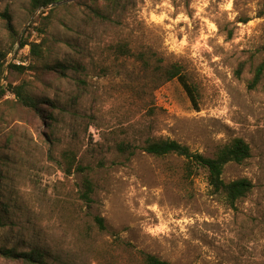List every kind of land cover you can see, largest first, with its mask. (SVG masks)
<instances>
[{
	"label": "rangeland",
	"instance_id": "obj_1",
	"mask_svg": "<svg viewBox=\"0 0 264 264\" xmlns=\"http://www.w3.org/2000/svg\"><path fill=\"white\" fill-rule=\"evenodd\" d=\"M75 1L51 6L47 33V61L86 65L64 78L11 71L28 48L12 46L0 17V50L9 52L3 87L24 83L58 107L48 127L10 93L0 97V157L11 159L0 246L32 237L53 259L76 264H135L138 251L170 264H264V78L247 87L264 59V0H116L107 21ZM51 7L31 15L30 0H0V14L9 13L20 35ZM117 43L150 51L164 66L181 65L197 109L177 80L143 94L139 64L107 51ZM236 138L249 145L250 158L228 164L222 178H245L253 187L233 207L210 194L203 172L188 179L182 158L136 150L128 159L116 151L121 142L162 139L210 157ZM77 164L92 170L91 206L79 200L84 174ZM96 215L132 248L117 249L94 225Z\"/></svg>",
	"mask_w": 264,
	"mask_h": 264
},
{
	"label": "trees",
	"instance_id": "obj_2",
	"mask_svg": "<svg viewBox=\"0 0 264 264\" xmlns=\"http://www.w3.org/2000/svg\"><path fill=\"white\" fill-rule=\"evenodd\" d=\"M67 0H30L31 15L42 8L53 7L60 2ZM80 7L87 8L90 15L94 19L100 21H107L108 14L118 9L116 0H77L74 2ZM68 5V4H67ZM63 5V7L67 6ZM50 8L43 11L32 22V25L26 30V34L20 35L12 22L11 16L7 11L0 14V17L5 23V28L8 38L12 46H16L18 39L19 51L28 48L27 59L20 64H9V69L18 75L26 72L33 73L34 76L42 79L44 76H55L57 78H64L70 70L80 71L86 70L84 62L75 58L72 65H67L62 62H49L45 57V53H49V43L47 38L49 20L57 8ZM264 11V7L262 12ZM35 32L40 39L30 40L31 33ZM115 57H123L132 60L139 64L141 71L144 73L143 84L141 92L146 94L152 93L154 90L160 88L164 83L177 80L185 91L187 97L192 103L193 107L197 109V94L195 88L190 84L187 76L184 74L182 66L174 63L170 65H162L161 59H156L154 54H150L147 50H136L130 47L129 43L112 44L107 48ZM9 52L0 50V81L3 77L4 70L7 65ZM154 58V59H153ZM242 67V66H240ZM264 78V59L261 60L254 68L252 78L248 81L247 87L249 90H254ZM25 84L18 85L9 84L2 87L0 90V97H4L6 93L14 96L15 104L22 110L34 115L40 120H45V125L52 123L54 120V112L58 108L54 102L50 100H43L32 96L24 87ZM133 93L135 89H131ZM60 111H65L63 108ZM2 114H0V135L1 123L4 122ZM47 121V122H46ZM12 138L6 137L3 143L5 148L11 145ZM136 150H141L147 155L158 158H163L169 155L185 160L183 172L189 179L199 172L205 174L207 186L212 196L221 197L227 205L233 207L239 200L246 197L252 190V183L245 178L237 179L231 182H224L222 175L224 168L231 163L242 164L250 158L251 150L249 145L242 139L236 138L231 142L219 147L216 152L210 156H204L199 153L191 152L187 147L177 143L173 140H152L147 139L141 146H135L130 142H121L116 145V151L125 155L128 159L134 156ZM76 164L75 157L70 162L67 173H71L70 169ZM11 166V159L8 156L0 157V229L6 226L4 215L8 214L10 209V200L5 197L7 192L6 182L10 181L9 171ZM76 171L84 174L80 191L79 200L87 206L94 203L93 196L96 190L92 170L87 169L81 164H77ZM90 173V175H89ZM87 174L90 176L88 177ZM94 225L100 233H107L112 237L113 245L118 249L127 251L132 248L130 243L121 240L119 235L110 230L105 223V219L99 215L93 217ZM15 225V224H13ZM133 254L135 264H170L160 258L146 254L141 251ZM0 258L9 262H16L19 264H76L69 261H58L52 258L51 254L38 246L32 237L22 239L15 247L0 246Z\"/></svg>",
	"mask_w": 264,
	"mask_h": 264
},
{
	"label": "water",
	"instance_id": "obj_3",
	"mask_svg": "<svg viewBox=\"0 0 264 264\" xmlns=\"http://www.w3.org/2000/svg\"><path fill=\"white\" fill-rule=\"evenodd\" d=\"M19 42H20V38L18 39V42H17L18 45H19ZM7 68H8V64H7V66H6L5 70H4L3 77H2V79L0 81V90L3 87V83H4L5 78H6Z\"/></svg>",
	"mask_w": 264,
	"mask_h": 264
},
{
	"label": "built area",
	"instance_id": "obj_4",
	"mask_svg": "<svg viewBox=\"0 0 264 264\" xmlns=\"http://www.w3.org/2000/svg\"><path fill=\"white\" fill-rule=\"evenodd\" d=\"M91 132H93V131L91 130Z\"/></svg>",
	"mask_w": 264,
	"mask_h": 264
}]
</instances>
